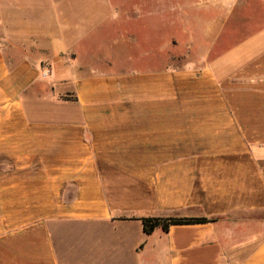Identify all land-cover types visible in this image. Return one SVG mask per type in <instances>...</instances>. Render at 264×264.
Listing matches in <instances>:
<instances>
[{"label":"crops","instance_id":"obj_1","mask_svg":"<svg viewBox=\"0 0 264 264\" xmlns=\"http://www.w3.org/2000/svg\"><path fill=\"white\" fill-rule=\"evenodd\" d=\"M121 4L0 0V264H264V0Z\"/></svg>","mask_w":264,"mask_h":264},{"label":"trees","instance_id":"obj_2","mask_svg":"<svg viewBox=\"0 0 264 264\" xmlns=\"http://www.w3.org/2000/svg\"><path fill=\"white\" fill-rule=\"evenodd\" d=\"M142 222H143L144 232L150 233L159 224H161L162 228L166 230L168 226L171 224L204 223V222H209V220L205 218H200V219H168L167 221H162L159 218H150V219H144Z\"/></svg>","mask_w":264,"mask_h":264},{"label":"rangeland","instance_id":"obj_3","mask_svg":"<svg viewBox=\"0 0 264 264\" xmlns=\"http://www.w3.org/2000/svg\"><path fill=\"white\" fill-rule=\"evenodd\" d=\"M182 1L183 2L185 1V4L186 5H189L191 7H193L192 6L193 4H196V3L199 2V0H167V3H168V6H169L170 11H175L174 9H176L177 8V5L179 3L181 4ZM148 2L152 5V7L156 8V7H160L161 0H148ZM121 3H122L121 4L122 7H124V5L127 6L128 0H121ZM170 19H175V16L170 17ZM174 34H175L174 32H170V37L172 35H174ZM170 42H171V40H170ZM170 54H172V57H174L173 58L174 61H173L172 64H176V54H177V50H176L175 47H171V45H170Z\"/></svg>","mask_w":264,"mask_h":264}]
</instances>
